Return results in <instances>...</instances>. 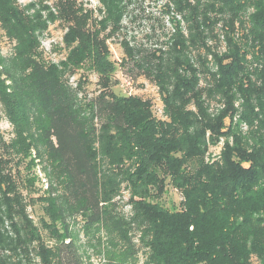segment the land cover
Returning <instances> with one entry per match:
<instances>
[{"label": "trees", "instance_id": "16d2710c", "mask_svg": "<svg viewBox=\"0 0 264 264\" xmlns=\"http://www.w3.org/2000/svg\"><path fill=\"white\" fill-rule=\"evenodd\" d=\"M96 1L0 0V264H85V245L105 264H264V0H164L162 48L120 41L119 66L155 85L160 116L112 89L109 42L132 0ZM56 22L66 56L52 63L40 34ZM83 69L99 93L79 100Z\"/></svg>", "mask_w": 264, "mask_h": 264}, {"label": "rangeland", "instance_id": "374dc122", "mask_svg": "<svg viewBox=\"0 0 264 264\" xmlns=\"http://www.w3.org/2000/svg\"><path fill=\"white\" fill-rule=\"evenodd\" d=\"M31 0H17L20 6L27 5ZM51 0H49L50 2ZM85 3L87 8L97 9L99 7L96 0H79ZM142 3L141 8L139 7ZM164 0H132L129 8L130 15L123 22V29L121 33L109 42V50L111 52V60L116 64V72L113 76L112 89L117 95L123 96H137L143 99H148L153 104V109L156 116L161 115V101L155 85L144 77H134L129 75L125 67L119 66L124 54L120 46V41L125 39L130 46L134 48H141L146 51L156 50L162 48L161 43L166 41L167 35L170 31V23L168 17L163 14ZM65 32L64 27L58 22L49 26L45 33L40 34L41 51L44 60L52 63H58L64 60L66 50L63 48L62 36ZM11 44L3 36L0 29V52L2 55H7L10 51ZM86 79V83L82 86L80 99H88L96 97L99 93V86L97 84V76L92 71L80 70L78 73L70 78L69 83L74 86L80 79ZM0 134H2L5 141L11 138V126L3 117L0 111ZM34 174L38 177L34 188L40 192L34 193L32 196L40 194L47 183L46 178L40 171V166L34 169ZM25 170L21 169V175L25 176ZM128 199V194L125 190H121L119 197H116L117 208L119 211L127 213L129 207L125 205ZM165 206H176L181 200L178 192L169 190V193L163 198ZM28 212L33 220L36 222L39 215V206L35 204L29 207ZM76 230L81 228L79 224L72 223ZM79 240L82 244L84 242L83 235L79 232ZM85 264H105L106 260L102 254H99L93 247L85 245ZM144 257L139 254L138 261L134 264H143Z\"/></svg>", "mask_w": 264, "mask_h": 264}]
</instances>
